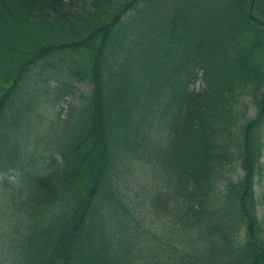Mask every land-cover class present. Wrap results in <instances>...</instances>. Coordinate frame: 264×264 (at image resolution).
<instances>
[{
	"label": "trees",
	"instance_id": "trees-1",
	"mask_svg": "<svg viewBox=\"0 0 264 264\" xmlns=\"http://www.w3.org/2000/svg\"><path fill=\"white\" fill-rule=\"evenodd\" d=\"M263 154L264 0H0L7 262L264 264Z\"/></svg>",
	"mask_w": 264,
	"mask_h": 264
},
{
	"label": "rangeland",
	"instance_id": "rangeland-1",
	"mask_svg": "<svg viewBox=\"0 0 264 264\" xmlns=\"http://www.w3.org/2000/svg\"><path fill=\"white\" fill-rule=\"evenodd\" d=\"M74 90L76 91V94L70 93L69 95H65L63 97L57 98L54 101L50 99V101L47 102L46 107L44 109L45 115L42 120V123L39 124L37 131L35 132L33 137H32V134L29 135L30 140L33 138L35 141H37L35 143V147L37 148L35 152L36 156L39 154L45 155L48 151H51V149L56 151L55 143L49 141L50 139L47 133H50L51 135L53 134V136H55V132L53 131V129H51V126L57 124L56 120L58 117H64L69 114V112L73 109V104L76 101V97L78 96L79 92L82 90H84L85 92L89 91V86L85 82L76 83L74 85ZM163 140L165 143H167L168 141L167 137H164ZM262 161L264 163V154L262 157ZM18 173L19 172L17 170H11L8 173L1 172L0 173V186L2 187L4 185L3 184L4 176H7L10 185L12 184L14 185L16 181L18 180V175H19ZM160 176H162V173L160 172L158 168L145 170L143 173V177L146 180L142 179L141 183H144V181H147V185L143 187L144 190L143 189L141 190L142 194H146V192L150 191V189L156 185L157 180ZM261 177L264 179V167H263V175ZM139 179H141V177H139ZM258 181L259 183H257L256 185V194H257V197L261 200V192L263 191L262 184H264V180L260 181L258 179ZM23 198H24V195H20L17 192L16 188H14L13 191L1 190L0 191V214L14 213L17 210V202L19 201V199H23ZM139 200H142V198L140 197ZM146 206L147 204L145 202L142 203L143 209ZM142 214L143 215L145 214L146 216L145 223L143 222V226H148L150 214L147 212L146 208ZM259 214L261 217L263 216L261 208L259 209ZM143 215H141L140 217L144 218ZM1 229H2V226H0V264H13V260L11 259L8 260L7 262V255L9 254V245L10 243L13 244L12 243L13 236L12 234L8 236V231L6 235H2Z\"/></svg>",
	"mask_w": 264,
	"mask_h": 264
}]
</instances>
